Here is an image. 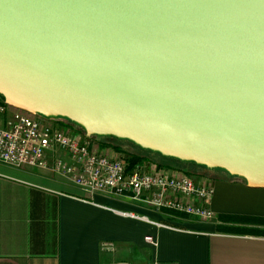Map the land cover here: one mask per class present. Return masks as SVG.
Segmentation results:
<instances>
[{
    "label": "water",
    "instance_id": "obj_1",
    "mask_svg": "<svg viewBox=\"0 0 264 264\" xmlns=\"http://www.w3.org/2000/svg\"><path fill=\"white\" fill-rule=\"evenodd\" d=\"M0 95L264 187V0H0Z\"/></svg>",
    "mask_w": 264,
    "mask_h": 264
},
{
    "label": "crops",
    "instance_id": "obj_2",
    "mask_svg": "<svg viewBox=\"0 0 264 264\" xmlns=\"http://www.w3.org/2000/svg\"><path fill=\"white\" fill-rule=\"evenodd\" d=\"M58 158L69 161L56 147L46 167L0 163V264H264V187L213 180L202 220L87 193L53 172Z\"/></svg>",
    "mask_w": 264,
    "mask_h": 264
},
{
    "label": "built area",
    "instance_id": "obj_3",
    "mask_svg": "<svg viewBox=\"0 0 264 264\" xmlns=\"http://www.w3.org/2000/svg\"><path fill=\"white\" fill-rule=\"evenodd\" d=\"M93 138L54 118L11 107L0 98V163L46 167V153L65 150L69 161L55 160L52 170L85 192L141 201L155 210L212 220L213 180L154 162L131 166L128 159L104 155ZM199 201V202H197ZM134 216V215H131ZM148 241L154 243L151 237Z\"/></svg>",
    "mask_w": 264,
    "mask_h": 264
},
{
    "label": "trees",
    "instance_id": "obj_4",
    "mask_svg": "<svg viewBox=\"0 0 264 264\" xmlns=\"http://www.w3.org/2000/svg\"><path fill=\"white\" fill-rule=\"evenodd\" d=\"M0 98L2 100H4L1 95H0ZM56 119H58L60 122H62L64 124H67L69 126H73L75 129H77V130L81 131L82 133L86 134L85 130L81 126H79V125L71 122L69 119L61 118V117L56 118ZM111 137H113V136H97V135H95V136H92L91 138H93V139H99V138L111 139ZM114 138H116V137H114ZM104 145H109V146L111 145L113 149H115V150H117L119 152L122 151L121 148L118 145H112V144L107 143L106 141L104 142ZM144 159H146V157H142V156H138V155L131 154L130 164H131V166H134L135 164L141 162ZM171 159H173V161H176V163H179L180 162V163L186 164L187 166H189V165L190 166H193L197 170L198 169L199 170H204V171H201V174H199V175L200 176L208 177V178H210L212 180H221V179H225L226 177H228L230 179H238V180H241V181H244L245 182V180H243V179H240L238 177L231 176L227 171H225L223 169H219V168H217V169H210V168H208L206 166L198 165L195 162H186V161H181V160H178V159H175V158H171ZM159 166H162V165H159ZM164 166L165 167H170V165H164ZM171 166H173V165H171ZM170 168H174V167H170ZM175 169H178V168L175 167Z\"/></svg>",
    "mask_w": 264,
    "mask_h": 264
},
{
    "label": "rangeland",
    "instance_id": "obj_5",
    "mask_svg": "<svg viewBox=\"0 0 264 264\" xmlns=\"http://www.w3.org/2000/svg\"><path fill=\"white\" fill-rule=\"evenodd\" d=\"M70 127H72V128H74L73 126H70ZM104 142L105 141H103V140H99V139H93V143H92V145H94V148H96L97 146V144H101V146H103L104 145ZM107 143H109V144H112V145H117V144H113V143H111V142H107ZM106 147H110V148H112V146L110 145H105ZM120 148H121V150L122 151H117V150H115V152H119V153H117L115 156L113 155H111V157H121V158H124V159H128V161H130V159H131V154H133V155H137L136 153H134V152H131V151H129L128 149H126V148H124L122 145H118ZM105 155V154H104ZM108 156V155H107ZM138 156H142V157H145V156H143V155H138ZM145 162H154V163H156V164H159V165H162L163 167H165L164 165H170V164H162V163H159V162H157V161H155V160H152V159H149V158H147L146 157V159H144V160H142L141 162H139V163H145ZM170 167H174V168H172V169H175V167L176 166H171L170 165ZM170 167H168V168H170ZM176 168H178L179 170H181V171H183V172H186V173H188L189 175H191V176H193L197 181H200L202 178H208V177H205V176H200L199 174H201V173H196V172H191V171H187V170H185V169H183V168H179V167H176ZM194 174V175H193ZM208 179H210V178H208ZM212 180V179H211ZM246 227H243V230L242 231H246L247 229H245Z\"/></svg>",
    "mask_w": 264,
    "mask_h": 264
}]
</instances>
